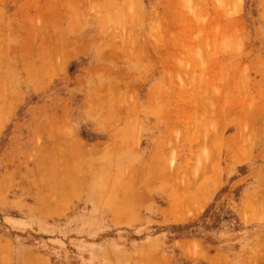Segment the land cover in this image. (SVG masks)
Masks as SVG:
<instances>
[{
	"label": "rangeland",
	"instance_id": "rangeland-1",
	"mask_svg": "<svg viewBox=\"0 0 264 264\" xmlns=\"http://www.w3.org/2000/svg\"><path fill=\"white\" fill-rule=\"evenodd\" d=\"M0 102V264H264V0H0ZM47 107L112 145L31 153Z\"/></svg>",
	"mask_w": 264,
	"mask_h": 264
},
{
	"label": "crops",
	"instance_id": "crops-1",
	"mask_svg": "<svg viewBox=\"0 0 264 264\" xmlns=\"http://www.w3.org/2000/svg\"><path fill=\"white\" fill-rule=\"evenodd\" d=\"M49 90V89H48ZM46 92V91H45ZM43 94V93H42ZM27 99V96L23 98L22 101H25ZM20 107H16L14 109H11L6 112V108L3 106V104L0 102V142L2 141L3 137L6 135L7 142L5 145V151L7 156H14L15 152H17L16 148L18 147L17 141L19 140L20 135H24L22 132H20L22 127H26L28 123L31 121V115L38 112L39 109H41L38 106H30L25 108V111L23 112V118L19 120L17 118L18 112ZM45 112L46 115V131L40 136H38L37 133L29 131L28 134L30 136V144L28 146L30 149V152L32 153L33 149H37V141L38 138L42 142H44V146L46 147V151H48V148H52L55 144L58 146H62L63 153L69 152V147L72 144L81 143L83 145H88L90 147L88 139L83 137L80 134V129L82 126H85L90 130L93 134L97 133H103L104 138L102 140H99L95 143H98L99 146L104 145H112V138L111 135L101 129H97L94 124L91 121H88L85 117L78 118V122H73L70 115L72 112V109L68 110V108H63L61 110V113L57 112L58 109L54 107H47ZM62 114V122L58 123L57 126L55 123H53L54 115H60ZM53 116V117H52ZM32 121L34 119L32 118ZM21 124V128L18 127V125ZM26 124V125H25ZM20 130V131H19ZM104 131V132H103ZM43 147V146H42ZM94 147V146H92ZM97 147V146H96ZM20 149V148H19ZM66 149V150H65ZM37 153V152H36ZM70 153V152H69ZM38 154V153H37ZM71 154V153H70ZM4 153L2 154V156ZM49 157H52V154L49 152ZM6 156V157H7ZM111 156V155H110ZM47 157V155H46ZM1 162V158H0ZM1 168V167H0ZM11 175L10 172L4 171L3 169H0V213L1 214H15V216H21L23 213L27 211L26 206L21 205V202H17L18 195L17 193H12L11 190L14 188L12 186V182L10 181ZM13 187V188H10ZM32 193H30L31 195ZM244 194V193H243ZM66 211V210H65ZM42 213H48L51 216H60L64 214V208H62L60 205L52 208H45L42 209Z\"/></svg>",
	"mask_w": 264,
	"mask_h": 264
},
{
	"label": "bare ground",
	"instance_id": "bare-ground-1",
	"mask_svg": "<svg viewBox=\"0 0 264 264\" xmlns=\"http://www.w3.org/2000/svg\"><path fill=\"white\" fill-rule=\"evenodd\" d=\"M194 204H196V201H195V202L193 201L191 206H194ZM196 205H197V204H196ZM197 206H198V205H197Z\"/></svg>",
	"mask_w": 264,
	"mask_h": 264
}]
</instances>
